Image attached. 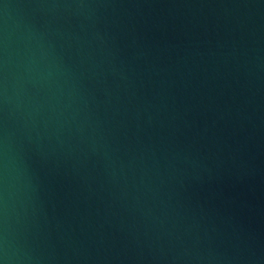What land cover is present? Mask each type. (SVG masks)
I'll use <instances>...</instances> for the list:
<instances>
[{
  "label": "water",
  "instance_id": "water-1",
  "mask_svg": "<svg viewBox=\"0 0 264 264\" xmlns=\"http://www.w3.org/2000/svg\"><path fill=\"white\" fill-rule=\"evenodd\" d=\"M0 264H264V0H0Z\"/></svg>",
  "mask_w": 264,
  "mask_h": 264
}]
</instances>
